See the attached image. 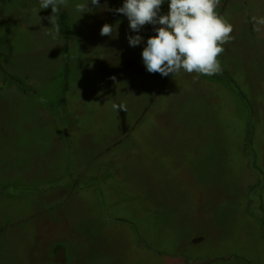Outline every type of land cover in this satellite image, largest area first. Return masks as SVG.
Masks as SVG:
<instances>
[{
    "label": "rangeland",
    "instance_id": "1",
    "mask_svg": "<svg viewBox=\"0 0 264 264\" xmlns=\"http://www.w3.org/2000/svg\"><path fill=\"white\" fill-rule=\"evenodd\" d=\"M80 2L62 7L65 50L39 0H0V62L24 86L0 73V264H264V28L250 23L264 0L218 8L234 26L218 59L243 98L147 72L155 26L104 10L123 0L77 19Z\"/></svg>",
    "mask_w": 264,
    "mask_h": 264
},
{
    "label": "clouds",
    "instance_id": "2",
    "mask_svg": "<svg viewBox=\"0 0 264 264\" xmlns=\"http://www.w3.org/2000/svg\"><path fill=\"white\" fill-rule=\"evenodd\" d=\"M69 0H39L34 15L47 19L59 35L60 26L56 21L61 7H68ZM165 0H123L121 7L104 9L121 13L127 17L129 27L134 32L147 25H153L155 35L147 37L141 58L147 72L161 76H172L182 71L198 78L200 75H217L223 67L218 59L225 51L224 45L234 40L231 33L234 26L218 11L221 0H168L167 14H160ZM51 8V15L39 17L38 11ZM75 11L81 18L83 13H91L94 8H102L99 0H83L75 4ZM250 23L255 31L264 28V16H252ZM116 28L105 23L100 35L113 36ZM52 35V32H46ZM55 38V37H54ZM130 46H137L144 39L140 35L128 36ZM113 105V108H117ZM123 108V106H119Z\"/></svg>",
    "mask_w": 264,
    "mask_h": 264
},
{
    "label": "trees",
    "instance_id": "3",
    "mask_svg": "<svg viewBox=\"0 0 264 264\" xmlns=\"http://www.w3.org/2000/svg\"><path fill=\"white\" fill-rule=\"evenodd\" d=\"M162 7L168 8V0H165L164 4L162 5ZM58 19V24L60 26L61 31H63L64 35H65V50L69 49V40L71 39V35H70V28H69V14L67 12L66 9L62 8L60 9V13L58 16H56ZM68 62V60H67ZM66 68L67 65H66ZM0 73L3 74L6 78H8L9 80H11L12 82L16 83V85H18L19 87L24 89V86L22 84V82L16 78H14L13 76H11L7 70L3 67V65L0 62ZM202 76H207V75H202ZM210 77L212 79H215L217 81H220L222 83H225L227 85H229L232 89L236 90V92L238 93V95H240L243 98L242 93L238 90L233 78L231 76H229L228 74L222 72L220 74L217 75H212V76H207ZM251 137H252V128H248V134H247V147L248 145L251 144Z\"/></svg>",
    "mask_w": 264,
    "mask_h": 264
}]
</instances>
